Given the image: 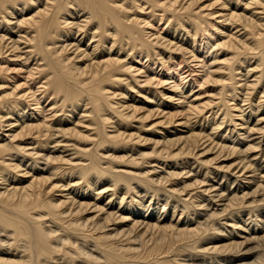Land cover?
Returning a JSON list of instances; mask_svg holds the SVG:
<instances>
[{"label":"bare ground","instance_id":"obj_1","mask_svg":"<svg viewBox=\"0 0 264 264\" xmlns=\"http://www.w3.org/2000/svg\"><path fill=\"white\" fill-rule=\"evenodd\" d=\"M0 264H264V0H0Z\"/></svg>","mask_w":264,"mask_h":264}]
</instances>
